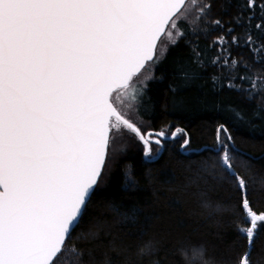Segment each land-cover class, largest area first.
<instances>
[{
	"label": "snow or ice",
	"instance_id": "6c2138e0",
	"mask_svg": "<svg viewBox=\"0 0 264 264\" xmlns=\"http://www.w3.org/2000/svg\"><path fill=\"white\" fill-rule=\"evenodd\" d=\"M241 7L247 13L244 46L264 63V0H245ZM210 8L201 0H0V264H59L69 251L77 257L72 264H80L82 253L66 241L98 194L109 146L118 138L131 134L148 162L167 142L182 139L180 151L191 150L186 129L156 130L132 118L139 117L150 87L134 78L149 62L159 67L181 40L187 45L185 21L195 24ZM214 30L223 34L211 46L223 52L210 63L235 69L239 62L224 56L234 29L213 20L204 34ZM238 41L233 35L231 43ZM202 56L198 45L191 47L188 64L205 67ZM174 63L184 87L198 77L183 61ZM237 80L250 85L251 100L259 87L255 77L213 76V88L247 91ZM207 150L219 155L239 191L238 211L248 226L237 228L247 241L238 264H250L264 213L251 208L247 183L234 171L239 150L226 125L217 127L216 145Z\"/></svg>",
	"mask_w": 264,
	"mask_h": 264
},
{
	"label": "trees",
	"instance_id": "16d2710c",
	"mask_svg": "<svg viewBox=\"0 0 264 264\" xmlns=\"http://www.w3.org/2000/svg\"><path fill=\"white\" fill-rule=\"evenodd\" d=\"M201 2L210 3L211 8L195 24L185 21L181 30L187 32L189 43L181 40L154 69L153 76L159 79L148 82L138 117L156 130L165 125L172 131L186 129L191 150L180 151L182 139L174 146L167 142L160 157L148 162L142 148L127 144L106 158L98 194L71 241H66L69 250L75 246L82 253L80 264H238L247 241L237 228L248 226L244 213L238 211L240 194L234 179L220 166L219 155L207 150L216 145L220 124L227 126L239 150L232 164L247 183L250 206L257 214L264 213V63L258 62L260 57L254 60L244 46L247 13L241 6L245 0ZM235 18H241L242 25ZM213 20H220L225 31L234 29L227 37L229 51L224 56L239 62L235 69L231 64L210 63L223 52L222 46H211L223 34L220 30L204 34ZM256 22L251 21L253 30ZM194 30L200 34L194 35ZM233 35L239 37L238 45L231 43ZM196 45L203 53V68L188 64L190 49ZM177 60L199 73L187 87L176 79ZM232 75L258 78L251 100L247 98L251 87L244 81L236 83L247 91L213 88V76ZM170 85L183 90L174 94ZM149 243L150 250L141 252ZM76 259L69 251L59 264ZM250 264H264V230L255 239Z\"/></svg>",
	"mask_w": 264,
	"mask_h": 264
},
{
	"label": "rangeland",
	"instance_id": "374dc122",
	"mask_svg": "<svg viewBox=\"0 0 264 264\" xmlns=\"http://www.w3.org/2000/svg\"><path fill=\"white\" fill-rule=\"evenodd\" d=\"M154 69L155 68L152 67L151 63H149V65L146 67V69L142 70V72L139 75V77L134 78V79H136L137 84L139 85L141 83V81H146L147 83L150 82L152 80L151 77H153ZM130 115L132 116L133 119H137L138 118L135 113H130ZM127 144H129V145L132 144V145H135V146L137 145V147H139L140 149L143 148V145H141L139 143V141L134 139L131 134H128V135H126L124 137L118 138L115 141V143L110 144L107 158H110L111 156H113V154H115L120 149V145L124 146V145H127Z\"/></svg>",
	"mask_w": 264,
	"mask_h": 264
},
{
	"label": "flooded vegetation",
	"instance_id": "af4514ba",
	"mask_svg": "<svg viewBox=\"0 0 264 264\" xmlns=\"http://www.w3.org/2000/svg\"><path fill=\"white\" fill-rule=\"evenodd\" d=\"M175 131V130H174ZM142 145V144H141ZM156 147H158V146H156V145H153V148L155 149ZM142 151H143V148H142ZM142 157H143V159L145 160V158H144V155H143V152H142Z\"/></svg>",
	"mask_w": 264,
	"mask_h": 264
},
{
	"label": "water",
	"instance_id": "95a60500",
	"mask_svg": "<svg viewBox=\"0 0 264 264\" xmlns=\"http://www.w3.org/2000/svg\"><path fill=\"white\" fill-rule=\"evenodd\" d=\"M149 63H151V62H149ZM106 158H107V156H106ZM105 162H106V160H105Z\"/></svg>",
	"mask_w": 264,
	"mask_h": 264
}]
</instances>
